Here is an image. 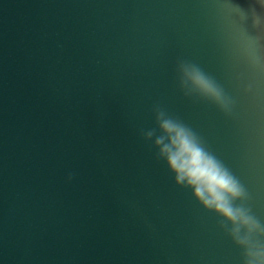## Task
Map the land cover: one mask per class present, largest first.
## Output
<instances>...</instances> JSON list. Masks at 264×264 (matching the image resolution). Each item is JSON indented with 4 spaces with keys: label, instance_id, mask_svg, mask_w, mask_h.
<instances>
[{
    "label": "water",
    "instance_id": "obj_1",
    "mask_svg": "<svg viewBox=\"0 0 264 264\" xmlns=\"http://www.w3.org/2000/svg\"><path fill=\"white\" fill-rule=\"evenodd\" d=\"M161 113L264 226V0H0V264H247L160 155Z\"/></svg>",
    "mask_w": 264,
    "mask_h": 264
},
{
    "label": "clouds",
    "instance_id": "obj_2",
    "mask_svg": "<svg viewBox=\"0 0 264 264\" xmlns=\"http://www.w3.org/2000/svg\"><path fill=\"white\" fill-rule=\"evenodd\" d=\"M183 75L203 94L224 103L214 82L194 66H182ZM163 135L156 140L160 155L165 158L177 183L186 184L207 208L213 209L233 224L232 235L244 246L249 257L247 264H264V244H253L252 233H264L262 226L247 209L234 207L232 201L241 198L244 191L238 181L206 152L195 135L180 123L158 117ZM151 136V132L147 134ZM165 138L167 142H165ZM244 234H241V229Z\"/></svg>",
    "mask_w": 264,
    "mask_h": 264
}]
</instances>
